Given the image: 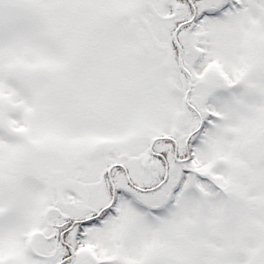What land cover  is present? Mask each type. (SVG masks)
<instances>
[{
	"label": "snow or ice",
	"instance_id": "6c2138e0",
	"mask_svg": "<svg viewBox=\"0 0 264 264\" xmlns=\"http://www.w3.org/2000/svg\"><path fill=\"white\" fill-rule=\"evenodd\" d=\"M0 264H264V0H0Z\"/></svg>",
	"mask_w": 264,
	"mask_h": 264
}]
</instances>
